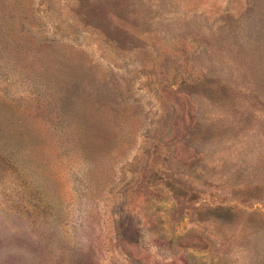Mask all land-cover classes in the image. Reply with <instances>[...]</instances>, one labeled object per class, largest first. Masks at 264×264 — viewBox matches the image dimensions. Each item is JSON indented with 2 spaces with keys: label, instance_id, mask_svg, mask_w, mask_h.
Wrapping results in <instances>:
<instances>
[{
  "label": "rangeland",
  "instance_id": "obj_1",
  "mask_svg": "<svg viewBox=\"0 0 264 264\" xmlns=\"http://www.w3.org/2000/svg\"><path fill=\"white\" fill-rule=\"evenodd\" d=\"M0 264H264V0H0Z\"/></svg>",
  "mask_w": 264,
  "mask_h": 264
}]
</instances>
